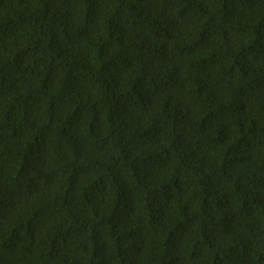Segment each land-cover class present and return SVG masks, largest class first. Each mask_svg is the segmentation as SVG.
I'll return each mask as SVG.
<instances>
[{
	"label": "trees",
	"instance_id": "16d2710c",
	"mask_svg": "<svg viewBox=\"0 0 264 264\" xmlns=\"http://www.w3.org/2000/svg\"><path fill=\"white\" fill-rule=\"evenodd\" d=\"M0 264H264V0H0Z\"/></svg>",
	"mask_w": 264,
	"mask_h": 264
}]
</instances>
